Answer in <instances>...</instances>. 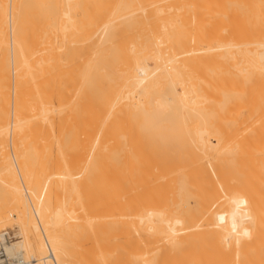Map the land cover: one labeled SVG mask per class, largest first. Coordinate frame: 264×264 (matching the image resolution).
<instances>
[{
  "label": "bare ground",
  "instance_id": "bare-ground-1",
  "mask_svg": "<svg viewBox=\"0 0 264 264\" xmlns=\"http://www.w3.org/2000/svg\"><path fill=\"white\" fill-rule=\"evenodd\" d=\"M0 264H264V0H0Z\"/></svg>",
  "mask_w": 264,
  "mask_h": 264
},
{
  "label": "rangeland",
  "instance_id": "rangeland-1",
  "mask_svg": "<svg viewBox=\"0 0 264 264\" xmlns=\"http://www.w3.org/2000/svg\"><path fill=\"white\" fill-rule=\"evenodd\" d=\"M18 230L19 229H18L15 221L11 220V222H9L7 224L6 228L4 230H1V231L5 232V234H6L5 239L7 238L6 239L7 241L10 240V241L15 243L18 240V238H19Z\"/></svg>",
  "mask_w": 264,
  "mask_h": 264
}]
</instances>
